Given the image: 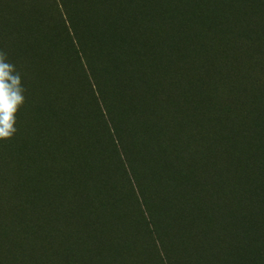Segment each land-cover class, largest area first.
<instances>
[{
  "label": "rangeland",
  "instance_id": "1",
  "mask_svg": "<svg viewBox=\"0 0 264 264\" xmlns=\"http://www.w3.org/2000/svg\"><path fill=\"white\" fill-rule=\"evenodd\" d=\"M70 1L72 5L80 3V0ZM107 1L98 9L93 2L77 9L81 22L102 26V30H91L94 35H101L93 44L92 53L96 58L104 45L114 46L121 39L122 29L117 25L133 21L135 29L131 35L137 39V48H145L128 51L130 60L136 52H149L152 45L156 59L161 65H168L173 59L164 58L155 40L164 35L168 42L185 28L193 46L190 68L194 73L204 65L205 56L218 71L229 74L238 83L243 80L245 69L251 67L246 63L235 67L231 58L224 61V55L216 50L221 41H209L211 47L205 46L202 34L215 27L214 5L218 2L222 7L224 0H210L208 11L201 5L203 0L192 5L188 2L186 15L182 13L185 0H128L126 12L114 25L109 4L117 0ZM52 5L49 0H0V40L4 41L0 54L14 66L24 89L23 103L14 114L15 134L0 141V264H54L55 259L58 264H64L70 258L76 261L94 257V246L98 244L107 246L105 257L98 258L102 264H264V196L259 194L249 207H243L244 199L237 208H226V201L220 196L222 192L217 196L200 188L193 193L182 190L181 179L186 177L177 178V162L173 157L174 150L185 149L183 171L204 164L205 172H209L203 179L222 177L234 160L242 170V166L250 167L245 160L253 159L257 165L264 155V141L252 139L250 145L242 142L239 156L229 159L223 156L222 148L208 150V145L203 143L197 156L192 142L194 125L191 129L186 119H180L184 113L191 112V97L184 84L189 77H182L183 84L177 86L168 69L156 70L164 91L162 98L167 105L171 102L172 107L151 110L154 81L144 80L138 88L133 83L131 96L146 106L134 120L120 117L125 129L121 128L119 139L123 154L128 155L127 161L139 181L156 185L160 180L158 174H162L172 179L173 190H165L164 201L159 204L147 197L151 208L137 212L127 191L125 175L121 174L122 167L116 160L117 151L103 127L93 114L82 118L76 111L78 104L73 108L66 104L87 86L84 81L77 86L67 76L76 67L72 59H67L69 52L62 36L53 32L52 22H59V15ZM22 12L27 17L34 13L30 25H25V19L20 25L15 22ZM166 14L168 18L164 17ZM7 19L10 21L6 22ZM250 24L253 29L261 26L259 18ZM18 28L27 35L34 51L24 59L15 49ZM232 30L235 36L239 25L235 24ZM240 31L244 33L245 29L240 27ZM110 35L112 38H108ZM4 36L8 37L7 41ZM119 69L117 60L109 63L97 72L93 82L106 91L115 83ZM193 84L204 99L202 109L220 106L228 91L225 87L218 92L214 98L218 101L216 104L205 92L209 90L207 84L203 81ZM124 98V95L119 98V109ZM226 108L223 109L227 111ZM258 112L262 114L263 109L259 108ZM196 118L201 137L207 140V130L213 132L212 139L216 130L207 125L209 112ZM192 158L197 159L188 166ZM200 170L196 169L194 176ZM242 175L244 172L223 180H228L231 189L238 180L243 181ZM178 192H181L178 196L172 195ZM157 204L158 208L153 209ZM72 208L76 212L73 218H68L67 212ZM148 212L152 218L147 217ZM77 240L80 245L74 251H63Z\"/></svg>",
  "mask_w": 264,
  "mask_h": 264
},
{
  "label": "trees",
  "instance_id": "2",
  "mask_svg": "<svg viewBox=\"0 0 264 264\" xmlns=\"http://www.w3.org/2000/svg\"><path fill=\"white\" fill-rule=\"evenodd\" d=\"M49 1L54 4L52 7L55 8L57 15H59V22H61V24L56 20L52 22L55 28L53 32L57 33V36L58 33L62 36L65 49L69 52L67 59L70 61L72 59V63L76 67L75 72L68 73L67 76L77 86L84 81L88 88H80L84 91L81 92L79 90V95L74 99L65 100L67 102L66 104H69L72 108L78 104L76 111L82 115V118L86 119L93 114L98 124L103 127V130L117 151L116 160L122 167L121 174L125 175L126 182L129 186L127 191L130 193L132 203L135 205V209L138 210L137 212L142 213V211L151 208V205H148L147 197L152 198L154 202L158 201L159 204V202L164 201V191L167 190L170 192L173 190L172 179L162 174H158L160 180L156 185L139 181L135 174H133V169L127 161L129 160L127 158L128 155L125 154L124 156L123 154V148L119 139V135L122 133L121 128L125 129V125L120 117H125L127 121L129 117L134 120L135 116L138 117L146 106L145 103L136 102L131 96L130 93L133 83H136V88H138L144 80L150 83L154 81V92L151 93V110H162L172 107L171 102L167 105L162 98L164 91H161L162 83L160 78L156 77V70H160L161 68L168 69L170 76L177 86L183 84L182 77H189V80L184 84L187 85L185 87L190 93L191 99H189V105L191 112L184 113L180 119H186L185 123H189L188 125L191 129L192 125H194V139H192V142L196 146L197 156L203 143L208 145V150H215L216 147L222 148L223 156L225 159H229L235 158V155L239 156L238 151L242 142L250 145L252 139L260 142L261 140L264 141V0H224L222 7L219 6L218 2L215 5L213 4L217 12L215 27L210 28L206 33L202 34L206 43L205 46L207 47H211L213 40L221 41L217 44L216 50H219L217 51L219 55H224V61H227V58H231L232 63L236 64L235 67H239L245 63L252 67L245 69V73L242 75L243 80L239 83L231 80L229 74H223L218 71L217 66L210 62L207 56L203 58L204 65L197 69L198 73L192 71L190 68V56L193 46L190 43V38L185 28L177 37L176 35L172 36L168 42L164 35L160 39L155 40V45L157 44L159 46V50L163 53L164 58L168 61L169 59L170 61L173 59L169 63L170 65H161L156 59L152 45L150 46L149 52L146 50V54L136 52V56L132 60L129 59L128 51H137L140 48H145V46L137 48V39L131 35L135 29V22L133 21L128 24H118L117 28L122 29L119 31V34L122 36L121 39L114 46L104 45L102 52L99 53V57L96 58L92 53L94 52L93 44L95 40H100L98 39L100 33L94 35L91 30L93 28L102 30V26L100 23H97V25L93 23L89 26V24L81 22L77 17V9L81 8L79 6L86 7L89 2H93V6L98 9L99 7L105 6L108 1L80 0V3L77 5H72L71 3L73 2L70 0ZM185 1L182 9L184 15H186L185 8L189 3L192 5L197 0ZM201 5L208 11L211 2L210 0H203ZM109 6L114 14V21L112 22L114 25L123 16L122 14L126 12L128 0H117L113 5L109 4ZM21 10L25 11L23 9ZM32 15H34L33 12L27 17L25 12H22L16 16L15 22L20 25L25 19L26 21L24 23L28 26L31 21H34ZM132 16L134 15L132 14ZM164 17L168 18V15L166 14ZM255 18H259L261 23V26L257 29H253L250 24L254 22ZM133 19L135 20L134 17ZM9 21L10 19L6 20V22ZM235 24L239 25V30L233 36L232 29ZM240 27L245 29L244 33H241ZM16 32L15 46L17 47L15 49L16 52L18 51V55L21 54V59H24L26 55L32 54L34 51L30 48L27 35L22 34L20 28ZM251 35H253L252 39ZM4 38L7 41L8 37L4 36ZM108 38H112L111 35ZM2 44H4V41L0 40V48ZM63 53L65 52L63 51ZM201 54H204L203 51H201ZM116 60L120 66V72L117 75L115 83L104 91L93 81L99 72L105 69L109 63L116 62ZM77 67H79V70ZM255 70H258V72L256 73ZM199 81H203L209 86V90L205 92L208 98H212L216 104H218V101H215L214 98L218 92L227 87L228 91L223 96L224 101L220 106L209 107V109L206 107L202 109L200 107L204 99L200 96L201 94L199 95L195 91L193 84V82ZM127 93L128 95L126 96ZM121 95H124L125 98L121 101L122 107L119 109L118 102L120 101L119 98ZM211 103L213 104L212 101ZM224 103L226 105H223ZM161 105L164 107L160 108ZM225 106H227V111L223 109ZM259 108L263 109L262 114L258 112ZM205 112H209V121L208 119L206 121L207 125L216 130L212 139L213 132L206 130L207 140H204L201 137L203 134L196 129L198 121H194L198 115ZM166 123L169 125V122ZM50 142L51 139L48 143ZM185 152V149L174 150L173 152V157L177 162V170H175L177 178H181V175L186 177L185 179H181L182 190H189L193 193L196 188H200L217 196L222 192L220 196L226 201V208H230L231 206L237 208L244 199L243 207H249L255 203L259 194L264 196V155L260 162L257 161V165H254L253 159L249 161L245 160L250 164V167L242 166L244 171L238 167V164L234 160L232 161V165L225 169L222 177L211 176L209 179H203L206 173L209 172H205L206 168L204 164H199L198 167L187 168L185 171L182 170V166H186ZM196 159L192 158L188 166L193 165ZM201 168L202 170L199 171L198 176H194L196 169ZM240 172H244L245 174L240 177L243 181L238 180L236 185H233L229 189L228 180H223V177L238 176ZM57 176H61V174ZM105 191L108 193L107 189ZM181 192L172 195L178 196ZM243 195L245 197L240 198ZM179 198L181 199V197H176V199L180 200ZM158 204L153 209L158 208ZM74 209L72 208V210L67 212L68 218H73L72 216L76 212ZM147 217L152 218V214L148 212ZM72 244L68 245L63 251H74L75 247L80 245L78 240ZM94 249L96 252L94 257H81L76 261L70 258L65 260L64 264H102L101 261L105 257L107 246L104 247L98 244L94 246ZM163 256L167 257V254L164 253ZM99 257L102 259H98ZM55 260L54 264H58V260Z\"/></svg>",
  "mask_w": 264,
  "mask_h": 264
},
{
  "label": "clouds",
  "instance_id": "3",
  "mask_svg": "<svg viewBox=\"0 0 264 264\" xmlns=\"http://www.w3.org/2000/svg\"><path fill=\"white\" fill-rule=\"evenodd\" d=\"M23 91L19 74L0 54V141L8 140L15 134L14 114L23 103Z\"/></svg>",
  "mask_w": 264,
  "mask_h": 264
}]
</instances>
